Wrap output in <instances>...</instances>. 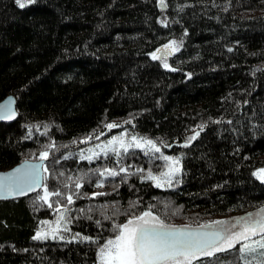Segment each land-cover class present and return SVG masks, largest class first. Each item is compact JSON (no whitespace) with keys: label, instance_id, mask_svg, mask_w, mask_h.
Segmentation results:
<instances>
[{"label":"trees","instance_id":"obj_1","mask_svg":"<svg viewBox=\"0 0 264 264\" xmlns=\"http://www.w3.org/2000/svg\"><path fill=\"white\" fill-rule=\"evenodd\" d=\"M164 3L0 0V101L14 95L20 114L0 123V170L41 159L48 146L49 190L73 193L63 240L34 236L41 221H56L54 202L67 204L66 195L49 197L53 207L36 199L43 189L0 201V264H96L97 245L83 236L103 239L111 229L105 215L123 222L146 205L170 224L193 226L264 206V182L253 174L264 167V0ZM172 39L181 46L165 68L149 53ZM111 122L118 127L106 137L83 144ZM121 134L152 138L166 155L183 153L182 182L159 188L141 180L164 161L141 149L118 157L109 142ZM97 145L108 147L107 156L79 158L81 150L99 152ZM109 167L119 174L98 171ZM92 192L101 194H82ZM235 247L200 260L243 264Z\"/></svg>","mask_w":264,"mask_h":264},{"label":"snow or ice","instance_id":"obj_2","mask_svg":"<svg viewBox=\"0 0 264 264\" xmlns=\"http://www.w3.org/2000/svg\"><path fill=\"white\" fill-rule=\"evenodd\" d=\"M32 0H28L31 3ZM20 7H24V0H16ZM161 6L164 0H160ZM165 24V20L160 21ZM181 43L175 39L160 45L149 55L156 60L163 61L165 68H171L167 57L174 52L179 51ZM191 75V73H189ZM16 114L11 107V99L6 104H0V118L11 119ZM115 122L108 123L106 127L111 129L116 127ZM204 123L197 125V130L186 137L182 143L186 146L199 136ZM95 132V129L93 130ZM103 134V133H101ZM84 140L92 139V134L83 137ZM179 142V141H178ZM163 143V142H161ZM111 151L118 157L121 152L127 153L129 149H141L146 154L150 151L160 153L164 163L159 166L158 171H153L149 167L147 175H141V180H151L159 188H172L182 182L181 173L183 164L181 157L177 155H166L161 151L160 145L156 140L148 137L133 134L127 137L124 134L113 136L109 142ZM51 147L55 148L53 143ZM100 148L97 152L94 148L88 149V155L85 156L84 150L80 152V159L92 161L100 153L108 154V147ZM171 147V144L168 145ZM40 160H25L22 166L13 169L7 173H0V196H19L33 189H43V193L36 199L41 205L47 204L53 207V202L49 200L53 194L57 196L66 195L67 204H61L57 199L54 204V210L57 211L55 222L41 221V227L37 229L34 239L46 240L51 236L52 239H65L60 234L59 229L66 226L70 221L66 218L68 205L73 201V193L61 192L58 188L49 190L45 182L49 169L44 161L49 156L48 146L39 153ZM71 155V154H69ZM89 171H92L89 169ZM98 171L103 175H118L116 168H101ZM127 166L119 168V172H127ZM137 171L143 173L145 170L138 168ZM261 181H264V168H258L253 173ZM83 178H78L75 184L77 189L81 188ZM103 178L97 180V185L102 186ZM83 195L98 196L101 193H82ZM140 203L139 198L135 202L129 203V210L136 208ZM152 205H146L142 210L132 211L126 216L123 222H118L110 216L105 215V219L111 220L110 234L103 239L97 235L95 237L84 235L85 241H92L97 245L96 264H203L200 257H211L217 252L226 250H236L239 244V258L243 264H264V206L255 212L245 213L228 219L208 220L198 225H176L166 222L157 212L152 210ZM113 215H116L115 213ZM91 218V217H89ZM100 224V221H96ZM47 224L48 227H44ZM107 226H102V228ZM67 230V229H66ZM79 235V234H77ZM73 239L76 236L72 237ZM259 249V257L256 253ZM251 257L252 259H249Z\"/></svg>","mask_w":264,"mask_h":264},{"label":"water","instance_id":"obj_3","mask_svg":"<svg viewBox=\"0 0 264 264\" xmlns=\"http://www.w3.org/2000/svg\"><path fill=\"white\" fill-rule=\"evenodd\" d=\"M163 8V7H162ZM11 99V107L15 109L16 111V114L14 117H12L11 119H3V118H0V123H12L14 121H16L20 114H19V110H18V106H17V100H16V97L14 95H9L7 96L6 98H4L3 100L0 101V104H6L9 100ZM118 126L116 127H113L111 129H106L103 134L99 135L98 137L96 138H93V139H90V140H87L86 142H84L83 144H91L93 142H96L98 140H101L102 138L106 137L109 133L110 130L112 129H115L117 128ZM27 160H31V159H27ZM40 160V159H38ZM25 161V160H24ZM24 161L20 162L19 164L15 165L14 167L8 169V170H0V173H7V172H10L12 171L13 169L17 168V167H20L22 166V164L24 163ZM47 160L44 161V163L46 164ZM40 189H33L31 192H26L24 193L23 195H19V196H0V201H5V200H11V199H18V198H24V197H28V196H31V195H34L36 193H38ZM244 215V214H243ZM242 215V216H243Z\"/></svg>","mask_w":264,"mask_h":264},{"label":"rangeland","instance_id":"obj_4","mask_svg":"<svg viewBox=\"0 0 264 264\" xmlns=\"http://www.w3.org/2000/svg\"><path fill=\"white\" fill-rule=\"evenodd\" d=\"M164 5L165 6H163V8L162 9H165L166 8V4L164 3ZM162 7V6H161ZM262 168H264V167H262ZM257 177V176H256ZM258 178V177H257ZM259 179V178H258ZM260 180V179H259ZM261 181V180H260ZM262 182H264V181H262ZM255 212V211H254ZM245 214V213H244ZM243 214H238V215H233V216H230V217H222V218H220V219H228V218H234V217H238V216H242ZM237 245H239V244H237ZM217 253H219V252H217ZM216 254V253H215ZM202 258H204V257H200L199 259H202Z\"/></svg>","mask_w":264,"mask_h":264}]
</instances>
